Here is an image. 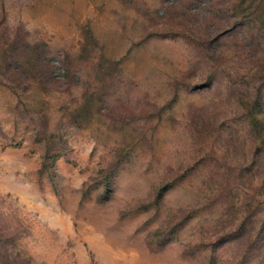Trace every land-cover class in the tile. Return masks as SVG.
I'll return each instance as SVG.
<instances>
[{"label":"rangeland","instance_id":"rangeland-1","mask_svg":"<svg viewBox=\"0 0 264 264\" xmlns=\"http://www.w3.org/2000/svg\"><path fill=\"white\" fill-rule=\"evenodd\" d=\"M210 5L0 0V264H264L220 239L264 199L244 117L264 79L240 69L241 33L209 47L214 75L171 34L225 29L206 34Z\"/></svg>","mask_w":264,"mask_h":264},{"label":"trees","instance_id":"trees-1","mask_svg":"<svg viewBox=\"0 0 264 264\" xmlns=\"http://www.w3.org/2000/svg\"><path fill=\"white\" fill-rule=\"evenodd\" d=\"M210 5L208 13L204 15L206 20L210 21L209 29L206 32L208 34L211 31V22L214 17L220 16L227 19V27L221 31H215L213 35L208 37L202 35H195L187 33L186 31H172L173 36L183 35L185 38H190L200 50L204 53H208V59H211V63L217 66V62L224 58L223 50H215L209 47H213L215 41L223 37L226 33L236 31L243 34L242 43L239 45L241 48V55H238L240 62L246 67L240 66L241 70H246L248 76L252 79L259 78L264 79V55L259 53L258 46L264 42V0H209ZM207 12V11H206ZM185 14V13H184ZM210 16H209V15ZM257 29L256 35L253 29ZM166 34V33H165ZM240 64V65H242ZM233 68V67H229ZM239 68V67H238ZM219 69V66L212 72L214 75ZM241 99L239 97V104L246 110L245 104L248 103L249 96L241 93ZM255 108V107H254ZM264 111H257L254 109L251 113L244 115L245 119L252 120V134L255 140V154L256 158L264 155ZM246 121V120H245ZM170 184L164 185L158 192V201H161ZM259 196H263L261 193ZM220 239L223 242L235 240L239 245L243 247L244 255L242 260H245L253 253L264 252V199L253 200L248 206L247 212L244 214L242 220L238 222L234 229H231L226 234L222 235Z\"/></svg>","mask_w":264,"mask_h":264}]
</instances>
